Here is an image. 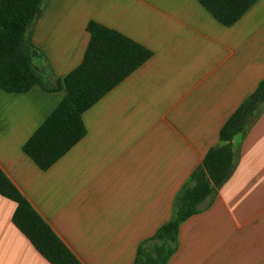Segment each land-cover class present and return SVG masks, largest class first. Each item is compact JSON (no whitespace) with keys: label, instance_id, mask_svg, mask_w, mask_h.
<instances>
[{"label":"crops","instance_id":"obj_1","mask_svg":"<svg viewBox=\"0 0 264 264\" xmlns=\"http://www.w3.org/2000/svg\"><path fill=\"white\" fill-rule=\"evenodd\" d=\"M90 20L151 55L81 115L85 134L47 169L22 144L61 88L0 89V168L81 264H133L228 116L264 78V0L231 25L198 0H47L26 32L55 86L76 67ZM229 176L177 229L165 264H264V103L231 139ZM0 194V264H50Z\"/></svg>","mask_w":264,"mask_h":264},{"label":"trees","instance_id":"obj_2","mask_svg":"<svg viewBox=\"0 0 264 264\" xmlns=\"http://www.w3.org/2000/svg\"><path fill=\"white\" fill-rule=\"evenodd\" d=\"M47 0H0V89L25 92L38 84L61 88L56 107L22 144L42 170L47 169L85 134L82 113L151 55V50L122 33L90 20L89 40L80 63L55 86L45 85L32 64L26 32ZM220 23L231 25L256 0H198ZM264 103V78L219 129L210 147L177 193L170 218L141 241L133 264H165L176 249L178 225L210 201L233 166L231 139L244 131ZM0 194L15 202L11 220L50 264H81L0 168Z\"/></svg>","mask_w":264,"mask_h":264}]
</instances>
